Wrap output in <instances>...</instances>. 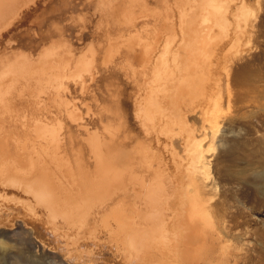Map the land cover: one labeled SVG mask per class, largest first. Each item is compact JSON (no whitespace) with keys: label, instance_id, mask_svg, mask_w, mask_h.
<instances>
[{"label":"bare ground","instance_id":"obj_1","mask_svg":"<svg viewBox=\"0 0 264 264\" xmlns=\"http://www.w3.org/2000/svg\"><path fill=\"white\" fill-rule=\"evenodd\" d=\"M30 1L33 0H0V30ZM217 1L86 0L89 15L100 9L103 22L108 18L107 23L116 26L131 25L130 30L123 29L125 34L121 30L120 36H115V42L110 43L105 53V61L112 55L118 58L116 65L126 78L103 77L102 91L98 92L87 93L91 81L96 78L95 70L87 62L83 66L81 61L91 48L78 52L77 46L58 52L59 49L50 43L36 53L17 47L11 41L4 44L3 50L0 48V223L15 225L11 233L0 232L3 237L0 236V259L6 251H17L18 241L15 246V242L4 237L12 240L14 234L17 238V233H21L28 237L19 243L28 249L23 252L31 253L30 256L25 254L31 264H39V258H51L61 264H176L199 257L206 259L208 264H227L232 260L236 263L238 252H230L226 240L221 237L227 219L225 215L223 218L222 214H216L217 207L212 211L208 202L211 196H207L213 192L210 190L215 181L211 182L206 172L210 164L200 138L194 139L191 128L182 131L184 151L192 150L191 154H186L191 155L188 164L192 167L189 168L195 172H191V177L188 175L189 186L178 195L174 177L177 174L173 170L177 171V166L183 164L174 157L178 151L175 135L171 133L172 138L163 139L165 135L160 137L153 123L156 119L164 133L172 129L171 125L184 124L178 100L184 95L190 96L189 100L198 95L196 88L189 87L192 85L189 80L199 74L202 64L199 61H203L201 57L207 52V46L214 44L210 48L214 50L208 52L210 57L204 58L205 62L211 61L218 68L222 66L218 63L220 57L227 61L228 56L224 55L228 41L225 44L217 36L220 31L213 25L223 17L220 10L224 4ZM170 10H175L177 27L181 30L179 36L183 41L178 49H184L186 57L183 56V60L187 57L191 60L180 62V72L169 67L170 62L163 57V52L168 54L167 48L172 47L171 41L177 36L167 31L172 19ZM139 20L143 25L137 28ZM211 29L218 31L216 35L213 32L212 39ZM29 31L37 33L39 43H44L47 38L56 36L59 28L49 23L39 28L31 26ZM161 35L165 38L159 43ZM77 54L79 56L73 59ZM150 55L153 56L151 66ZM207 65L202 66L209 69L211 64ZM240 68H244L243 65ZM212 73L205 72L206 76ZM243 73L246 70L241 76ZM163 78L167 80L161 82ZM195 79L198 78L192 79L194 84L197 83ZM219 82H222L220 78ZM203 87L200 88L205 90ZM210 88L206 89L210 91ZM192 109L198 108L192 105ZM181 172L184 173L182 170L177 173L182 175Z\"/></svg>","mask_w":264,"mask_h":264},{"label":"rangeland","instance_id":"obj_2","mask_svg":"<svg viewBox=\"0 0 264 264\" xmlns=\"http://www.w3.org/2000/svg\"><path fill=\"white\" fill-rule=\"evenodd\" d=\"M223 1H225V3ZM223 1L219 0L217 1V3L221 2V5L222 4L227 5L229 2V4L227 6H224V5L221 6L222 8L220 10V13L222 14L223 17H221L220 19L221 21L219 20L220 22L219 21L217 22L218 24L217 23L213 24L215 25L214 27L216 28L212 27L220 31V34L218 31L216 30L214 31V29L213 30L211 29L212 31L211 33L213 34V36L211 33L209 35H210V38L212 39L215 37L216 33L218 32L217 36H220V39L221 40L223 39L222 41L225 42V44L228 41L227 43L228 46L225 48V52L227 53H225L224 55V56H228L227 61L223 59L221 60L222 57H220V60L218 63L219 65L220 63H222V66L221 65L218 66L219 69L216 68L213 62L211 63L210 61L209 64L205 62L204 60L209 56V54L211 53L210 51L214 50V49L212 50L210 49V48H213L214 44L207 46L208 49H207V52H205L207 55L205 56V53H204V55H202L201 57L203 58V61L202 59H200V61L202 62L199 61L200 64L202 63L201 65H199L200 66L199 74L197 76L190 77L192 79L198 78L197 80L196 79L194 80L195 83L197 81L196 83L197 85L193 83L192 79H190L191 81L189 80V85H191V82H192V85L189 87L191 88L193 87L194 90L196 88V94H198L197 95L198 98L197 96L196 97L194 96V98L189 100L188 98H190V96L184 95V97H181L184 101L182 99L178 100V104H179L178 107L180 109V112L182 113L184 124L182 126H179L177 124L171 125L172 129L167 130V131L165 130V133H164V130L163 129H162L163 131L161 130L160 123H158V121L156 123V119H154L155 122L153 120V123H155L154 126H157L155 127L157 128L156 131L159 130V133H158L159 136L162 137L163 135H165L164 138L162 137L163 139H168V137L171 136V133L175 135L173 136L172 134L173 138L176 140V146L178 150L177 154L179 156L176 154L177 156L175 155L174 157H175V160H177L178 162L180 161L179 163L183 164L180 167L177 166L179 171L172 169L174 171L173 173L177 174L174 176L177 182V187H175L176 189L174 188L176 191L175 190L174 191L176 193H179L178 195L182 194V192L184 191L183 189L186 188V185L187 187L189 186V182H190L189 176L191 177L190 175L191 172L193 173L195 172L193 171L194 169L192 170L191 168H189V167H192L190 163L188 164V162H190L191 155H186V154L187 153L191 154L192 150L184 151L185 150L184 145L182 144L183 136H181L182 131L187 130V128H191L193 131V135L195 136L194 139L199 140L200 138L202 148L204 149V155L206 157L207 162L210 164V165H207L206 172H208V175H210V178H211L210 181L211 182L213 180L215 181V182L213 181L215 185L213 184L211 187L212 189L210 190L211 192L213 191L212 193L214 194L212 193H209L212 195L208 194L207 197L211 196L210 198H208V202L210 205H212V208L215 206V209L217 207V210L220 211V212L216 211V214L217 213L218 215L222 214L221 215L222 217L225 215L224 217H226L225 219H227V223H225V225L228 228L225 227L223 229V233L221 237H223V239L226 240L225 243L229 247L228 250L229 251L231 250L230 252L235 251V253L238 252L237 254L240 255V257L238 255V259L236 263H234V261L232 260L227 264H264V0H244V2L243 0H233V1L223 0ZM240 3H244V5H242V7L244 8L240 6L241 5ZM66 4H68L67 9H70L74 13L79 12L80 2H76L75 0H33V1L28 2L20 9L19 14L16 16V18H14V20L10 24H8L6 27L0 30V44H1L0 48L3 50L4 44H8L11 41V43H15L14 45H16L17 47L22 46L23 49L26 50L27 49L26 45L28 44L29 34H30V31L28 28L31 27L28 25H29V22L36 16L34 13L36 12V14L39 13L38 15L44 16V13L52 12V10L61 8L62 6ZM238 7L241 9H239ZM44 9H46L45 12H44ZM224 9H226L227 12L226 10L224 11ZM233 9H236V10L234 11ZM222 10L224 12H222ZM170 11H171V13H169L171 16L170 18L172 19H171V23L168 25L169 30L167 31L169 32V34L175 33L174 35H177V36H175L174 39L171 41L172 47L170 46V49L167 48V51H169L168 52L169 55L164 51L163 57L165 58L167 63L168 62L172 63V60L176 59L175 63H172V64L169 63L171 66L169 64L168 66L172 67L176 72L178 70L180 72V70L182 69V66H180L182 64H180V62L182 61L183 63H185L186 61H188L189 63L191 60L189 59V57H187L185 58L186 61H184L185 59L183 60V58L186 57V54L185 53L183 54L184 49L182 47H181L182 50L178 49L180 47L179 46L180 41H183L181 39L182 37L179 36L181 35L180 34L181 30L180 28L177 27V14L175 10H170ZM242 12H244V15ZM229 14H231V17L229 16ZM239 14L241 15V17L239 16ZM174 17L176 19H174ZM173 19L174 21H172ZM238 19L241 21L242 25L244 24L243 26L239 24L240 21ZM220 23L222 26L220 25ZM235 24L237 25L236 26L237 28L235 27ZM229 25L231 28L229 27ZM238 25H240L241 27L239 28ZM222 27L223 29L225 28L226 32L229 31L230 33L229 32L225 33ZM234 27L237 30H235ZM175 28L178 29L179 31L175 30L174 32L173 29ZM243 30L244 32H242ZM195 31L198 32L197 30ZM213 32L214 33L216 32L215 35ZM231 32H233L232 36L236 33L238 38L237 36H235L236 34L232 37ZM163 37H164L163 35L159 37V40H158L159 43L162 41ZM224 38L226 40H224ZM236 40H240L241 42L240 41L238 42ZM216 42H217V39H216ZM229 42L233 44L232 45L230 43V47H229ZM235 43L241 46L238 47ZM229 52L231 54H229ZM177 53L178 54L180 53V54L178 55ZM177 55L180 56L181 58L178 57ZM171 56H176V57L171 59L172 58ZM150 57H149V62H150L149 65L151 66L153 56L150 55ZM229 57L232 59H229ZM177 60H180V61H177ZM223 61L226 62V64ZM233 61L236 63H234ZM176 64H179V65L176 66ZM202 65H207V66L210 65L211 68L208 67L209 69L207 68L204 69L205 66L203 67ZM223 65L224 66L227 65V66L224 67ZM242 65L244 68H240L242 67ZM201 67L203 68L201 69ZM213 69H217V71L214 72ZM238 69L241 70L240 71L241 73L237 72L239 71ZM244 69L246 70V73L245 74L243 73L244 75L241 76L242 71L245 72ZM220 71H222L221 75H220ZM205 72L206 74L213 72L212 74L207 75L211 79L206 76ZM213 74L216 76H214ZM222 74L225 76H223ZM237 74H239L240 77ZM236 75H237V78H235ZM147 76H149V74ZM219 78L222 81L221 83L219 82ZM234 78L236 80L235 82H234ZM242 78L245 80H243ZM207 79L208 80L210 79V81H207ZM212 79L213 81L214 80L215 81L211 82ZM164 80H167V78H163L161 82ZM178 80L179 82L182 81L180 79ZM203 80H206L204 81L205 82V84L203 85L204 87L202 86V83H204ZM228 80L230 84L226 85V83H229L227 82ZM177 81L176 83H179ZM245 82H246V85H245ZM217 83L219 85H217ZM247 83L250 85H248ZM220 84L222 85L220 86ZM206 86L208 88L211 87L210 91L211 90H214V91H211L212 92L211 93L209 89L208 90L206 89L207 88ZM200 87L201 88L203 87V89L205 90H202ZM215 88H216V92H215ZM218 88H221V90ZM198 89H200V93L198 92ZM220 91H222L223 97L220 95ZM209 92L211 94H208ZM205 97L207 100L205 99ZM213 98L216 101H214ZM219 98L220 100H218ZM193 99H194V102L193 103L191 102L192 103L191 104L190 101ZM210 100L213 103H211ZM203 101L204 102L206 101V102L204 103ZM207 101H208V105L206 104ZM188 103L191 104V107L189 106ZM192 105H193V108H198V109H192ZM213 105H215L217 108L215 106H214L215 108L214 107L211 108ZM207 107L210 109H215V111L213 110V113H212V110L208 109ZM207 113L210 115H208ZM168 115L169 114H166V116ZM201 119H204V120L201 121ZM158 127H160V129H158ZM173 130L177 132L176 134L178 136L175 134ZM212 131L215 132V135L213 134ZM166 132H169L167 134L168 135L170 134V135L167 136ZM212 136H214L213 141H212V138H213ZM209 141L211 142L212 146L210 145ZM207 146L211 148L209 149L208 147L207 149ZM206 150H210V151L208 152ZM187 157L188 158L190 157V158L188 159ZM185 165H187L188 167H185ZM182 167L185 168L184 169L185 171L186 169L188 171L184 172ZM181 170L184 172V173L181 172L182 175L180 173H177V172H180ZM179 177H181L182 179L181 178L180 180L177 179ZM214 201L216 204L214 203ZM220 204H221V208H220ZM215 209L213 208L212 211ZM16 210L18 212V209ZM19 213L23 214L22 212H19ZM3 216H5V214ZM1 217L2 216H0V218ZM14 226L15 225L11 226L9 224L5 225V223L4 224L0 223V232L5 230L6 232L11 233L10 231L14 229L12 228ZM226 229H227V232H225ZM231 232H233L234 235H232ZM25 235L26 234L17 233V238H18L17 239L15 237L16 235L14 234L12 236V240L4 237L5 240H8L10 242L13 241V243L15 242V246L18 241L17 251L16 249L15 250L13 249L12 251L11 250L6 251L5 252L6 254H4L2 258L0 259V264H31L25 258V254H29L30 256L31 253L29 252L26 253V251L23 252V250H28V249L26 247H22L24 245L23 243H19V242H23V240L26 239L27 235L26 236ZM215 235L217 234L215 233ZM14 238L15 240H13ZM22 253L24 255H21ZM39 259H40L39 264H49L50 262H51L50 264H61L57 261H54V259H51V258H43V259L39 258ZM189 260H193V259H188L187 261H183V263L179 262L176 264H186L187 262H188L187 264H208L207 260L202 257H199L197 260L195 259L197 263H194L195 262L194 260L193 262L192 261L190 262Z\"/></svg>","mask_w":264,"mask_h":264},{"label":"crops","instance_id":"obj_3","mask_svg":"<svg viewBox=\"0 0 264 264\" xmlns=\"http://www.w3.org/2000/svg\"><path fill=\"white\" fill-rule=\"evenodd\" d=\"M79 1H80V6H79L80 10L77 13H72L71 10L67 9L66 6H62L61 8L54 9L52 10V12L49 13L48 12L44 13V16H40L38 15L39 13L36 14L35 12L34 14L36 16L29 22L28 26H35V28H39L41 26H47L49 23L51 24L53 23L58 25L59 32L58 34H55L56 36H51L50 38H47L44 41V43H39L40 39L37 38V33L30 32L29 41L28 44L26 45L27 47L26 50H34L37 53L43 45L46 46L47 44L50 43H53V45L56 46L57 49H59L58 52H62L61 49L63 51H68L69 48L77 47V46L80 48L78 52H81L82 50H86L85 48H91V50L87 49L88 53L83 55L81 61L83 66L87 62L86 64L91 65L95 70L96 78L94 79V81H91L90 87L87 88L88 90L87 93H89V91L92 92L95 90L96 92H98V91H102L101 83L103 82V77H109V78H114L118 76L125 77L121 68H118V66L116 65L117 63L116 60L118 58L112 55V56H108L110 60L105 61L106 58L105 53L108 50L106 48H108L111 45L110 43L115 42L116 40L115 36L118 35V33H120L121 30L123 31V29L130 30L131 25L126 26L124 24L125 25L124 27L116 26L115 24H111L110 22L107 23L108 18L103 22V20L101 19L102 13L100 12V9L91 12V14L89 15L87 13L89 11L88 9H86L85 6L86 0H79ZM45 11L46 9H44V12ZM101 22L102 25H100ZM141 25H143V23L141 20H139V22L136 23V27L140 28ZM102 31H106V34L103 33ZM123 34H125L124 31ZM105 35L107 37H105ZM77 56L79 55L77 54L72 58L76 59ZM86 118L84 119L85 122H86Z\"/></svg>","mask_w":264,"mask_h":264}]
</instances>
